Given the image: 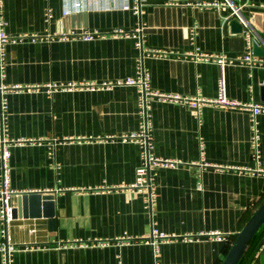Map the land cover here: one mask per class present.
<instances>
[{"label":"crops","instance_id":"crops-1","mask_svg":"<svg viewBox=\"0 0 264 264\" xmlns=\"http://www.w3.org/2000/svg\"><path fill=\"white\" fill-rule=\"evenodd\" d=\"M213 1L218 0H141L138 13L102 1L64 16L63 0H2L3 30L16 38L5 43L2 134L25 139L10 145V186L18 193H51L54 216L52 229L42 215L0 220V264L4 253L6 264H153V230L177 236L161 242L157 264H221L264 200V112L256 116V162L249 111L205 106L199 121L187 105L152 98V151L175 163L157 168L156 196L146 205L144 192L123 187L140 164L139 144L100 138L138 129V89L85 86L132 77L141 60L153 91L212 98L220 68L202 55L233 59L249 51L262 64L226 63V94L264 103V0H232L244 4L241 14L254 31L250 47L240 19L227 6H206ZM138 24L140 47L133 36L50 37L71 29L132 30ZM68 83L76 87L45 88ZM16 195L9 197L11 206ZM210 230L225 238L204 233ZM124 235L133 239L119 244ZM79 239L88 244L66 245ZM237 264H264L259 237Z\"/></svg>","mask_w":264,"mask_h":264},{"label":"built area","instance_id":"built-area-1","mask_svg":"<svg viewBox=\"0 0 264 264\" xmlns=\"http://www.w3.org/2000/svg\"><path fill=\"white\" fill-rule=\"evenodd\" d=\"M104 2L105 7L115 6L122 9H131L133 12H140V2L141 0H134L132 5L128 3H119L116 4L115 0H63L62 6V15H70L81 12L88 11L93 5ZM206 6H227L230 8V15L238 17L241 23L243 24V33L247 43V46L250 47L253 43L254 31L251 27V24L246 20L241 14V8L244 4L237 5L232 0H218L213 1L212 3H207ZM51 10L49 7L45 8L44 11V20L49 22L51 18ZM3 17H2V0H0V79L4 77L5 71V43L7 41H15L16 38L10 37L3 30ZM142 26L138 24L132 30H124L121 28L113 29L108 32L99 31L97 29L88 30V29H79V30H68L64 33H55L50 35L51 38L58 37L59 39H80L83 41H90L96 38L104 37H137L139 41L137 46L140 47L142 43L141 31ZM155 54H164V51H155ZM205 59H213L219 64L220 73L217 81V93L215 97L206 98L200 95H194L191 97H181L179 95H173L169 93H159L151 89L150 86V74L149 71L143 67L141 60L137 62L135 75L132 77H127L125 79H119L115 81L103 82L98 85L89 83L85 85L89 89L95 88H109L115 86H133L136 87L139 91L138 96V114H139V127L137 130L130 132H122L119 134H105L100 137L102 139H113L119 138L122 141H134L137 142L141 148L140 151V164L135 168V177L134 180L128 184H125L126 188H131L137 191L144 192V200L146 205H150L153 199L156 196V183L155 175L156 170L159 166L164 164H173L174 160L169 158H164L158 156L152 151V122L149 114V101L152 98H157L160 100H170L173 102L182 103L187 105L190 110L193 112V116L197 120H201L202 109L205 106H215L229 109H243L250 112L251 115V128L252 135L250 138V144L252 149V155L256 162L259 158V139L260 134L257 127L256 116L261 112H264V103H254L252 101L241 102L236 99L229 98L226 94V81L224 74V65L228 62L240 61L241 63H246L249 67H254L255 65H261L262 60L254 57L251 52H246L238 58H228L225 55H202ZM76 87L73 84L68 83L67 85H53L49 84L45 88L48 92L62 88L70 89ZM5 87L0 86V89ZM18 88V87H14ZM7 109V99L5 96L0 95V163H1V180H0V220L5 222L11 217V208L9 204V197L13 193H18L17 190H14L10 186V145L12 142H21L24 141V138H18L17 140H9L8 138L3 137L2 130L4 125V112ZM29 141H32L29 139ZM207 235L212 236L215 239H224L225 234L217 230H210L204 232ZM177 236L175 234L165 233V232H156L153 230L151 232L150 243L152 246V255H153V264H157L156 257L158 255L160 244L163 241H168L175 239ZM192 235H183L181 239L191 240ZM118 243L129 242L133 239V236L124 235L118 238ZM100 241H98L99 243ZM90 243V242H89ZM94 243V242H91ZM81 244L86 245L88 241L76 240L72 243H66V245ZM264 244V233L260 240V246ZM8 247V246H7ZM6 247V248H7ZM8 252V249H7ZM7 254H3V263H7Z\"/></svg>","mask_w":264,"mask_h":264},{"label":"water","instance_id":"water-1","mask_svg":"<svg viewBox=\"0 0 264 264\" xmlns=\"http://www.w3.org/2000/svg\"><path fill=\"white\" fill-rule=\"evenodd\" d=\"M16 205L11 208V217H48L50 229L53 228L54 202L48 192L28 191L16 195ZM264 222V200L254 210L243 227L236 233L221 264H237L252 237Z\"/></svg>","mask_w":264,"mask_h":264},{"label":"trees","instance_id":"trees-1","mask_svg":"<svg viewBox=\"0 0 264 264\" xmlns=\"http://www.w3.org/2000/svg\"><path fill=\"white\" fill-rule=\"evenodd\" d=\"M264 233V222L260 225V227L258 228L257 232L255 233V235L252 237V239L250 240V242L248 243L247 247L245 248V250L243 251L241 258L243 257L244 253L246 252V250L248 249V247L250 246V244L252 243V241L256 238L259 237L261 240V237ZM240 258V259H241ZM240 261V260H239Z\"/></svg>","mask_w":264,"mask_h":264}]
</instances>
